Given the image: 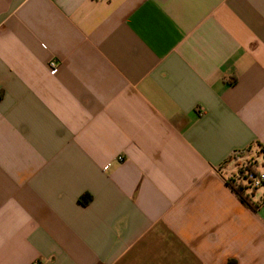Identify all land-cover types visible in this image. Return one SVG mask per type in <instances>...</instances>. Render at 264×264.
<instances>
[{
	"label": "crops",
	"instance_id": "0c3cea01",
	"mask_svg": "<svg viewBox=\"0 0 264 264\" xmlns=\"http://www.w3.org/2000/svg\"><path fill=\"white\" fill-rule=\"evenodd\" d=\"M263 147L264 0H0V264H264Z\"/></svg>",
	"mask_w": 264,
	"mask_h": 264
},
{
	"label": "built area",
	"instance_id": "2783aa9c",
	"mask_svg": "<svg viewBox=\"0 0 264 264\" xmlns=\"http://www.w3.org/2000/svg\"><path fill=\"white\" fill-rule=\"evenodd\" d=\"M50 67L52 74H55L58 68L57 61H52ZM124 160L123 157H119V162H123ZM240 178H242L243 183L252 190H258L264 187V173L258 172L257 162H248L243 170V175Z\"/></svg>",
	"mask_w": 264,
	"mask_h": 264
},
{
	"label": "trees",
	"instance_id": "16d2710c",
	"mask_svg": "<svg viewBox=\"0 0 264 264\" xmlns=\"http://www.w3.org/2000/svg\"><path fill=\"white\" fill-rule=\"evenodd\" d=\"M263 149H264V147H263ZM246 187L247 186L244 183H241V182H238L236 185H232V188L236 191V193L238 194V196L241 199V201L244 204H246L247 206H249V207H251V208L256 210L258 206H256V204L251 202L252 199L250 198V196L245 194Z\"/></svg>",
	"mask_w": 264,
	"mask_h": 264
},
{
	"label": "rangeland",
	"instance_id": "374dc122",
	"mask_svg": "<svg viewBox=\"0 0 264 264\" xmlns=\"http://www.w3.org/2000/svg\"><path fill=\"white\" fill-rule=\"evenodd\" d=\"M235 159H237V157L236 158H234V160ZM255 161L257 162V164H258V172L259 173H264V155L263 154H261V155H257L256 157H255ZM240 165L242 164V163H245V162H238ZM238 165V164H237ZM237 174H239V172H237ZM252 189H250V188H248V187H246V191L247 192H249L250 194H251V191ZM260 191H261V189H259ZM262 190H263V188H262Z\"/></svg>",
	"mask_w": 264,
	"mask_h": 264
}]
</instances>
